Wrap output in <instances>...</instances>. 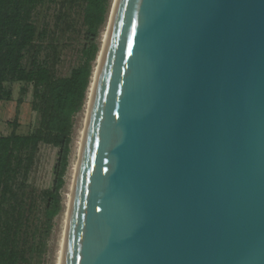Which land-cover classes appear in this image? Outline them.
I'll return each mask as SVG.
<instances>
[{"label": "water", "instance_id": "1", "mask_svg": "<svg viewBox=\"0 0 264 264\" xmlns=\"http://www.w3.org/2000/svg\"><path fill=\"white\" fill-rule=\"evenodd\" d=\"M56 264H264V0H114Z\"/></svg>", "mask_w": 264, "mask_h": 264}, {"label": "trees", "instance_id": "2", "mask_svg": "<svg viewBox=\"0 0 264 264\" xmlns=\"http://www.w3.org/2000/svg\"><path fill=\"white\" fill-rule=\"evenodd\" d=\"M54 2L0 0V107L12 101L11 85L19 83L18 104L31 88L29 107L36 114L29 133H17L15 117L9 134H0V264H37L45 253L61 208L73 117L84 106L110 0L62 1L64 30L73 29L68 12L78 9L84 41L77 65L65 77L56 75L57 44L51 39L44 45L48 30L39 22L41 10ZM39 144L56 148L58 159L52 188L37 192L26 178Z\"/></svg>", "mask_w": 264, "mask_h": 264}, {"label": "rangeland", "instance_id": "3", "mask_svg": "<svg viewBox=\"0 0 264 264\" xmlns=\"http://www.w3.org/2000/svg\"><path fill=\"white\" fill-rule=\"evenodd\" d=\"M63 0H55L49 3L41 10L39 22L48 30V39L44 45L54 40L57 44L58 60L55 65L56 75L65 77L70 70L74 68L79 60L80 49L84 45L83 31L81 27L80 15L78 9L68 12V21L73 23L72 30H64V17L59 14L64 8L61 7ZM111 3V0H110ZM108 5V11L110 7ZM107 19V15H106ZM106 22V21H105ZM105 23L98 32L96 43L100 46L101 35ZM46 51L43 52V54ZM94 63H92L93 66ZM12 87V101L0 107V134L8 135L11 131L10 123L16 117L18 122L17 133L26 134L36 126V114L30 110L29 102L31 100V88L18 104L20 84L15 83ZM84 108L73 117V128L71 134L70 152L68 156V166L64 176V185L60 190V211L53 219L52 229L46 241L45 253L37 264H56L58 246L64 221L65 201L69 192L70 170L76 160V148L84 123ZM58 159V150L52 146L39 144L35 154L32 167L26 178V185L39 192L52 188L54 180V168ZM34 264V263H32Z\"/></svg>", "mask_w": 264, "mask_h": 264}, {"label": "bare ground", "instance_id": "4", "mask_svg": "<svg viewBox=\"0 0 264 264\" xmlns=\"http://www.w3.org/2000/svg\"><path fill=\"white\" fill-rule=\"evenodd\" d=\"M113 2H114V0H111L109 11H108V14H107V19H106V22H105V27H104V30H103L102 35H101L99 51H100V47H101V44H102L103 36H104V33H105V29H106V26H107V22H108V19H109V15H110V12H111V9H112ZM99 51H98V54H99ZM98 54H97L96 60H95V62L93 64L92 74H93V71H94V68H95V65H96ZM92 74H91V78H92ZM91 78H90V83H89V86H88V89H87L86 98H85V102H84V106H83V108H84V116L86 115L87 106H88V99H89V96H90V89L92 87ZM81 133H82V130H81ZM81 133H80V137H81ZM80 137H79V140H78V143H77V148H78V144H79V141H80ZM77 148H76V154H77ZM74 164H75V162L72 164L71 170H70V182H69V185H68L69 191H70V186H71V182H72ZM68 195H69V192H68V194L66 196L65 209H66V203H67ZM64 215H65V211H64Z\"/></svg>", "mask_w": 264, "mask_h": 264}]
</instances>
